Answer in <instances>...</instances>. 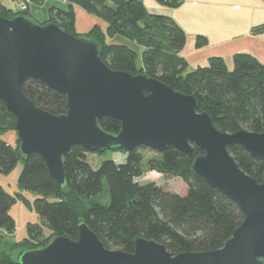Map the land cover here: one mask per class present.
Returning <instances> with one entry per match:
<instances>
[{"label":"trees","instance_id":"obj_1","mask_svg":"<svg viewBox=\"0 0 264 264\" xmlns=\"http://www.w3.org/2000/svg\"><path fill=\"white\" fill-rule=\"evenodd\" d=\"M64 1L65 6H49L48 19L43 22L52 21L69 34L94 39L101 48V58L111 69L133 75L145 73L172 89L193 95L198 99L197 110L208 113L218 130L264 133V63L251 53L235 54L232 68L216 56L186 71V60L179 54L186 33L171 17L149 12L142 0ZM157 1L173 8L182 2ZM75 6L99 16L106 26L95 24L87 32H76ZM29 10L30 7L12 12L0 0L2 17L23 14L38 21L30 16ZM116 34L128 38L132 45L107 40ZM21 90L51 113L66 110L65 94L45 84L28 78L21 84ZM15 122L16 118L0 99V133L15 131ZM99 123L110 133H117L120 128L119 121L110 116L99 119ZM16 140L13 146L0 139V171L9 173L19 160L23 162L18 177L19 192L10 195L0 186V264H17V253L41 247L57 234L77 239L80 220L106 248L131 252L133 239L140 236L165 245L171 254L220 248L242 221L243 213L234 201L192 173L193 158L204 153L199 147L194 146L190 155L168 147L147 159L139 148L131 151L120 148L125 152L122 160L109 158L92 166L87 153L94 151L75 144L63 160L66 187L62 188L50 176L38 153L32 152L27 158L21 156L20 140ZM228 151L242 170L264 183V160L252 157L236 144L228 146ZM146 168L182 179L186 192L164 190L154 182H137L135 178ZM22 190L38 195L34 206L50 233L44 235L38 224L28 223V236L10 242L6 237L15 230L10 205L24 198ZM102 194L106 203L99 199Z\"/></svg>","mask_w":264,"mask_h":264},{"label":"water","instance_id":"obj_2","mask_svg":"<svg viewBox=\"0 0 264 264\" xmlns=\"http://www.w3.org/2000/svg\"><path fill=\"white\" fill-rule=\"evenodd\" d=\"M28 78L66 96V110L51 113L21 90ZM0 99L16 118L14 129L23 158L38 153L50 176L66 187L64 158L75 144L103 152L146 146L174 147L190 155L192 173L236 203L243 213L224 245L213 250L171 254L153 239L135 236L133 251L106 248L84 221L77 239L57 234L45 245L15 255L17 264H264V183L236 163L228 146L243 147L264 160V133L218 130L198 99L145 73L111 69L93 39L75 36L52 21L27 15L0 16ZM119 121L106 132L99 119Z\"/></svg>","mask_w":264,"mask_h":264},{"label":"crops","instance_id":"obj_3","mask_svg":"<svg viewBox=\"0 0 264 264\" xmlns=\"http://www.w3.org/2000/svg\"><path fill=\"white\" fill-rule=\"evenodd\" d=\"M61 1L65 6V1ZM156 2L144 4L149 12L171 17L186 33L179 54L184 56L188 67L193 69L218 56L231 68L233 56L238 52L251 53L258 62L264 63V0H182L174 8ZM74 11L78 33L89 31L95 24L106 26L99 16L82 7L75 6ZM30 16L39 22L48 19L39 20L32 13ZM0 139L13 146L17 143L13 130L1 133Z\"/></svg>","mask_w":264,"mask_h":264},{"label":"rangeland","instance_id":"obj_4","mask_svg":"<svg viewBox=\"0 0 264 264\" xmlns=\"http://www.w3.org/2000/svg\"><path fill=\"white\" fill-rule=\"evenodd\" d=\"M3 4L9 7L12 12L18 11L16 5L11 3L8 0H2ZM146 4L151 2V0H143ZM156 2V0H154ZM63 2L61 0H31L29 7L31 6L32 12L30 14H34L35 17H38L39 20L47 19L48 17V7L50 4H55L59 6H63ZM157 3V2H156ZM30 8V9H31ZM109 42H118L122 44H130L132 45L131 41L128 38H124L116 34L114 37H108L107 39ZM233 67V66H232ZM231 67V68H232ZM192 68L188 67L186 71H190ZM1 134V133H0ZM20 144V142H19ZM16 145V144H15ZM139 151L144 154V157L149 158L153 155H157V151L154 149H150L149 147L142 146L138 147ZM125 156V152L120 150H113L109 149L108 151L103 152H88L87 153V160L92 164V166H97L99 162L103 160H108L109 158L115 159L116 161H120ZM23 162L19 160L17 165L10 170L9 173H3L0 171V186L4 188V190L10 194L15 195L16 192H19L20 188L18 185V177L21 171ZM135 180L141 184L145 182H154L161 186L164 190H170L175 193L184 194L186 192V184L180 178L172 177V176H163L157 171H153L150 169H144L143 173L136 177ZM24 198L17 199L10 205L9 213L15 219V227L14 232L11 235H7L6 239L10 242L13 241H22L24 237L28 236V229L27 225L30 224H38L42 229V233L44 235L50 233V228H48L46 222H43L41 217H39L36 207L34 206L35 198L38 196L36 193L22 190L21 191ZM25 199V200H24ZM50 200H53L52 197H49ZM102 202L106 203L107 198L105 194H102L99 198Z\"/></svg>","mask_w":264,"mask_h":264},{"label":"built area","instance_id":"obj_5","mask_svg":"<svg viewBox=\"0 0 264 264\" xmlns=\"http://www.w3.org/2000/svg\"><path fill=\"white\" fill-rule=\"evenodd\" d=\"M11 3H14L16 7L18 8V11H25L29 8V5L31 3V0H8Z\"/></svg>","mask_w":264,"mask_h":264}]
</instances>
